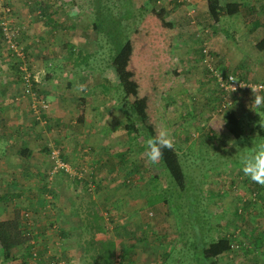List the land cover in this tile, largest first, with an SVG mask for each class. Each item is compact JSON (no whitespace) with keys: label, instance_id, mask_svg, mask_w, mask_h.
I'll use <instances>...</instances> for the list:
<instances>
[{"label":"rangeland","instance_id":"obj_1","mask_svg":"<svg viewBox=\"0 0 264 264\" xmlns=\"http://www.w3.org/2000/svg\"><path fill=\"white\" fill-rule=\"evenodd\" d=\"M16 1L10 0L12 19L25 27L21 35L22 42L25 43V37L32 35L29 34L30 29L28 30L29 26L26 24H34L37 18L43 17L44 12L37 4L38 0H24L27 5L37 4L32 17H28L24 22ZM58 4V8L62 9L61 12L68 18L66 22L70 27L66 34L69 37L94 36L97 37L96 41L99 44L104 45L100 53L102 55L99 57L95 55L94 58L85 60L73 59L72 64L65 68L68 75L75 72L76 75L69 76L68 79L76 80L77 91H80V85H84L86 90L92 89L90 96H99L98 104L104 105L103 108L98 107V110L90 112L96 115L92 124L96 123L94 126L97 134L102 135L104 131L102 139L99 137L101 139L99 142L111 134V129L108 134L106 130L112 126L116 130L112 135L114 139L111 142L108 140L104 153L111 152L113 148L123 152L125 158L122 162L127 165L124 167L119 162L117 170L108 174L110 178H106V181L103 179V183L99 184V181L92 178L91 166L82 165V159L89 160L86 156H92V151L83 155L77 165L67 162L73 171L78 173L77 179L83 178L82 180L87 181L86 186L65 173L62 184L70 185L61 187L63 191L58 192L57 203L47 202L45 204L47 209L41 207L40 201L35 202L32 196L31 202L22 204L0 203V213L5 209L4 212L12 219L16 216L22 218L23 215L22 223L28 221L26 226L35 227L28 230L25 238L28 245L34 248L33 251L37 248L45 251L43 261L35 260L33 264L36 262L88 264V258L82 255L83 240H86L88 235L79 238L78 233H72L70 228L74 223L80 226L85 224L88 213L94 209L98 214H102V223L105 227V232L97 237L114 243L113 264H196L195 257L190 258L194 250L191 245L195 239L199 245L198 235L201 232L204 233L202 236L204 235L207 242L216 237L218 239L221 233L222 239L230 240L231 245L233 242L234 245L237 243L240 245L238 248L232 247L230 254L223 257L220 264H252V260L255 264H264V243L257 245L256 235L246 239L250 234L244 236V229L241 233L238 229L236 231L233 229L236 217H239L235 214V209L239 215L248 216L250 215L248 210L258 205L245 208L242 204L244 201L252 202L253 192L258 191L254 185L249 188L246 184H241L243 181L252 182L244 176L240 165L241 156L253 147L248 141L251 133L246 129L245 134L236 139L230 134L226 124L228 112L238 108V105L245 108L249 100H254V96L246 91L232 94L223 92L211 71L212 68L225 74H236L240 78L241 73L244 75L245 66L231 63L232 60L236 62L232 54L235 55L241 49L239 42H236L238 38L235 33L245 32L246 29L245 21L241 22L238 17L229 16L235 10L234 4H231L230 0H220L218 5L221 12L219 9L213 11L208 7L209 10L206 9L208 17L211 16L214 20L211 24L199 16L200 9L193 0H102L100 5L102 12L108 16L99 19L111 21L104 25L106 29L102 28L105 32L93 30L92 33L87 31L91 29L94 17H98L95 16L99 7L97 0H60ZM169 8H172V13L178 9L185 11L179 14L178 21L175 22L171 18ZM227 9L232 11L227 12ZM173 22L175 23L171 24ZM176 23L181 26H176ZM261 28L263 29L262 26ZM113 34L116 39L113 38ZM187 35L194 40L186 39L184 36ZM115 40L120 46L124 43L126 45L118 60L125 62L124 69L123 66L120 69L108 64L113 63L110 57L111 54L115 55ZM32 41L40 44L36 34L33 35ZM60 41L57 40L56 43ZM247 41L251 44L247 45V50L251 53L255 39L248 37ZM3 44L4 42L0 41V65H5L4 68L7 69L0 67V80L11 81L5 76L12 75L17 86L19 74L17 68L16 73L13 72L11 64L14 65V60ZM92 46L90 49L93 50ZM72 48L76 52L83 49L77 43L72 45ZM80 54L85 56L84 53ZM29 55L33 62L31 51ZM258 58L259 60H256L262 62L261 52L258 53ZM73 62H77L78 66L73 65ZM90 68L93 70L87 74L86 71ZM236 68L242 69L241 72ZM78 77L81 80H78ZM111 84H121L123 90L128 92L129 99L136 104L143 118L147 129L145 132L151 136L160 130H167L170 133L174 140L173 148L178 152L186 174L184 192L179 191L178 194L170 184H167L160 164L153 165L147 162L146 149L141 151L145 143L141 136V126H138L137 140H129L127 135H124L126 125L124 116L126 108L122 101L124 93L120 97L121 101L111 93L108 95L109 100L106 101L104 98L101 100L100 92L104 90L103 87H109ZM85 89L80 91L84 95ZM92 92L94 94H91ZM15 96L13 95L12 101ZM236 99L241 101L235 103ZM222 100L235 105L226 111L227 109L222 106ZM14 103L21 106L25 118L22 126L27 129L34 120L30 112H27L29 105L27 102ZM95 110L98 111V115ZM107 115L111 117H106ZM107 118L109 119L106 122ZM103 126L106 128L103 129ZM41 137L35 136L37 142H43ZM230 141L235 143L230 145ZM49 147L52 148V152L50 155L45 152V155L51 170L55 165L53 151H57V148L59 150V144L51 143ZM118 156L112 153L104 163L114 166L113 161L117 162ZM81 167L86 169V173H82ZM92 167L95 169L94 165ZM49 173L45 184L53 186L58 182L56 178L60 174H54V169ZM155 176L161 181L157 180V183H154ZM74 180L78 181L76 185ZM235 184L238 189L234 193L232 188ZM164 185L171 189L170 192L162 188ZM37 189L40 194L42 187ZM37 189L34 191L30 189L31 194H37ZM261 192L259 191L260 197ZM17 205H21L19 209L16 208ZM57 216L60 221L57 220ZM62 230L65 235H61ZM42 233L45 235L42 236ZM244 243L246 245H243ZM52 256L56 260H51ZM231 260L235 262L230 263Z\"/></svg>","mask_w":264,"mask_h":264},{"label":"crops","instance_id":"obj_2","mask_svg":"<svg viewBox=\"0 0 264 264\" xmlns=\"http://www.w3.org/2000/svg\"><path fill=\"white\" fill-rule=\"evenodd\" d=\"M23 1L24 0L16 1V5L21 13L20 16L22 21L25 22L28 20V17H32L37 4H39V7H42L44 12L42 18L36 17L38 21L36 20L34 24H26L29 26L28 30L30 29L29 34L32 35L29 37H27V35V38L25 37V44L27 45L28 50L31 51V56L33 58L32 64L35 67V70L43 72L47 76L46 85L43 87L45 90H43V92L50 103V110L46 115V124H39L32 119V124L25 129V126H22L25 121L22 108L14 103L15 100L12 101L13 95L20 91L19 82L16 81L18 82L16 86L12 75L5 76L11 81L5 79L3 82L2 79L0 80V203L18 204L19 202L22 204L31 202L30 197L32 196L34 197L35 202L40 201L39 203H44V206H46L45 204L47 202L54 201L57 203L58 192H62L63 190L61 187L65 186L62 184L65 180V174H60L56 178V181L58 182H56L55 185L49 186L45 184L47 182V174L50 171V165H48L45 152L46 147H49L51 143L59 144V146L63 148V152L68 159V162L74 165H77L82 159L83 150L91 147L93 155L86 156L89 160L85 161L82 159V165L91 166L93 169L91 174L92 178L99 181V184H102V181L104 180L106 181V178H110V175L108 174L117 170L116 167L121 159L119 158L117 162L113 161L114 166H109V163H107V165L104 163L105 159H107L110 154L113 153L117 156V153L119 152V150L113 148L111 152L104 153L106 150L104 149L105 145L108 143V140L111 142L114 139L112 135L116 130L112 126L107 127L106 134H108L110 129L112 131L111 134L109 133L101 142H99L102 139V135H104V131L102 132V135L97 134L94 126L96 123L92 124L95 121L94 117H96V115L90 113L95 107H97L99 96H90L88 89L86 90L85 95L80 92L81 90L77 91L75 87L76 80L73 81L68 79L69 76H75V72L68 75L66 71L67 68H65L68 67V64H72L73 59L84 57L94 58L95 55L99 57V55H102L100 53H102L104 45L102 43L99 44V42L96 41L97 37L94 36L89 38L84 36L78 38L77 35H75V37H69L66 34V30H68L70 25L66 22L68 19L67 16L61 12L62 9L60 10V8H58L60 0H38V3L33 5H27ZM193 2L200 9L199 16L213 24L214 20L211 16L208 17L207 14L210 0H193ZM230 3L234 4L233 8L235 10L229 16L238 17L242 20L241 22L245 21L244 23L246 25L245 32L235 33L237 34L236 38H238V40L236 39V42H239L240 46H238L241 47V49H239L235 55L232 54V57H234L233 59H235L236 62L232 60L231 63L245 66L243 68L244 75L241 73L242 79L253 80L255 82L264 81V0H230ZM221 6L223 5L221 4ZM206 9L208 10L206 11ZM184 11V9H178L175 13H172V8H169L171 18H173L175 22L178 21L179 14ZM95 16H97V14H95ZM175 22L171 24H174ZM93 23L91 29L87 32L92 33V31L95 30ZM176 26L180 27L181 25L176 23ZM34 34H36L37 39L40 40V44L32 41ZM184 37L188 40H194L190 35ZM248 37H254L255 39L254 43L252 41L254 47L251 48V53L247 50V45L250 44L247 41ZM258 38H260V40H258ZM57 40L61 41L56 43ZM0 41L3 43L2 38H0ZM75 43L80 45L83 49H79L78 52L73 50L72 45ZM91 45H93V50L90 49ZM70 51L74 54V56L72 55L73 57L70 56ZM255 51L262 53V62L257 61L259 58L258 53ZM80 53H84L85 56H81ZM8 63L10 64L9 61ZM232 64L231 67L234 69ZM11 65L13 72L16 73V66L13 64ZM73 65L78 66L77 62H73ZM0 67L1 69H7L4 68L5 65H0ZM109 68H107V71ZM236 69L240 72L242 70L239 68ZM229 70L228 72H230ZM77 76L80 75L77 74ZM77 79L79 80L80 77ZM103 98V95H101V100ZM240 101L241 100L236 99L235 103ZM248 102L247 106L244 105L245 108L242 105H238V108H235V112L237 113L238 118L244 120V129H247L251 133V136H248V141L254 146L258 143L264 142V126H261L260 123L261 120H264V109H256L255 106L252 105L253 100H249ZM256 111L259 114H257ZM95 112L98 115V111L95 110ZM106 117L110 118L111 115H107ZM109 118L105 121L107 122ZM80 119H82V121H80ZM105 128L106 127L103 126V129ZM253 133L255 135H252ZM124 135L126 136V132ZM35 136H42L41 138L43 139V142H37ZM100 136L101 139L99 138ZM40 144L42 145L41 147ZM82 145L83 148H81ZM28 150L32 152V155H29ZM93 165L95 169L92 167ZM241 184H246L248 187L253 185L256 186L258 191H262L260 198L264 200V187L262 188L259 184L252 182L246 183L245 181ZM69 185L70 184H67V186ZM40 187H42V190L39 194L37 188ZM30 189L32 191L37 189V194H31ZM93 198L96 199L97 197ZM239 202H237V205H239ZM244 204L247 208H251V205H253L250 203ZM17 206L18 207L16 208L19 209L21 205ZM44 206L41 207L43 208ZM4 211L5 209H2V212L0 213V220L10 219L11 216H7V213ZM248 212H250V217L247 219L243 216L236 217L237 220L234 223L233 229L235 231L238 228H240L241 231L244 229V236L250 234L246 239L253 238L256 235L257 239H255V244L260 245L262 242L264 243V232L261 230V226L264 225V211L262 208L255 205L253 208L249 209ZM57 220L60 221L61 219L57 216ZM74 225L75 223L72 224V227L70 228L72 230L70 231L75 234L79 233L81 226ZM220 234L221 233L218 235V239H222ZM215 239H217V237ZM234 262L235 260H231L230 263ZM7 264H23V262L11 261ZM252 264H255L253 260Z\"/></svg>","mask_w":264,"mask_h":264},{"label":"trees","instance_id":"obj_3","mask_svg":"<svg viewBox=\"0 0 264 264\" xmlns=\"http://www.w3.org/2000/svg\"><path fill=\"white\" fill-rule=\"evenodd\" d=\"M101 1L102 0H97V5H99V7L96 9V14L98 17L94 18L93 24L95 27L94 28L95 31L105 32L102 28L106 29L104 27V25L107 22H110L111 20L108 21V20L99 19V17L108 16L107 14H104L102 12V6H100ZM219 1L220 0H210L209 8L213 11H217L220 7L218 5ZM219 10L221 12V8ZM228 11H232V9L231 10L227 9V12ZM232 13L233 12H231V14ZM112 36H113V38L116 39L115 34H113ZM0 38H1V35H0ZM116 42H117V40H115V47H114L115 48V55L111 54V57H110V60H112L113 63H108V64H109V66H110V64L111 65L113 64L114 66H116L120 69L123 66L122 69H124V65H125L124 63L125 62L123 61L124 62L123 63L121 60L120 61H118V60L120 59V56H122V53H123L124 49L126 48V45L124 43L122 46H120V43H116ZM70 54H71L70 55L71 57H72V55H74L71 51H70ZM125 56H126V53L124 54V57ZM82 59L85 60L87 58L84 57ZM92 70H93V68H90L88 71H86L87 74L90 73ZM46 77L47 76H45V78ZM122 82H123V80H122ZM108 86L109 87L105 86L106 88L103 87L104 90L100 92V93H102L101 95H103V97L107 101L110 99L108 95H110V93H111V94H114L115 97H117L116 99L118 101H121L122 99L120 97H121L122 93H124L122 101H123L125 108H126V110L124 112V116H125V120H126V125H125L124 129H125L126 135L129 138V140H137L139 137L138 136V133H139L138 132L139 131L138 126H141V131L143 132V133L141 132V136L143 137V140H145V143H144L141 151L143 149H146V140L151 135L147 131L145 132L146 127L144 126L143 118L140 115V113L138 112L136 104L131 102V100L128 97V95H129L128 92L123 90V85L111 84ZM43 90H45V89L40 88L39 92L44 94ZM88 90L90 93V90H92V89H88ZM91 94H94V93L92 92ZM222 101H223V103H226V107H224L227 109L226 111H228V109H232V107L235 105V104L234 105H232V104L228 105L227 102H225L224 100H222ZM103 106L104 105L100 106L98 104L97 107H95V109L98 110V107L103 108ZM230 106H231V108H229ZM49 110L47 112L44 111L41 114L42 115L41 120H36L34 115H33V113H34L33 110L31 109L30 106L28 107V112H30V114L34 118L35 122H37L39 124H46L47 123L46 115L49 112ZM226 111H224V113ZM80 121H82V119H80ZM244 123L245 122L243 119L238 118V115L235 112V109L230 110L228 112L227 120H226L228 131L236 139H240L241 136L244 135V130H245L244 129ZM84 146H86V145H84ZM87 147H89V146H87ZM47 148H48V151H47ZM81 148H83V145L81 146ZM57 150H58V148H57ZM58 151H59L60 159L63 162L67 163L68 159L65 157V154L63 152V148H61V146H59ZM28 152H29V155H32V152L30 150H28ZM51 152H52V148L46 147L47 155H50ZM60 152L62 154H60ZM90 152H92L91 147H89V149H84L82 156L86 155L87 153L89 154ZM118 155H120V156H118ZM121 155H123V156H121ZM117 156L119 158L123 157V158H120L121 159L120 164L125 167L127 165V163L125 164V162H122V160L125 158L124 153L118 152ZM158 164L161 165L160 167L162 168V174L165 177V179L167 180V184H170L178 192V194H179V191L184 192L186 190V177H185L186 174L183 170V166L181 164V161L179 159V154L176 151V149H174V148L171 150L165 149L163 158L158 162ZM230 167L231 166L229 165V168ZM52 169L53 168H51V170ZM82 169H83V172L82 171L81 172L83 174H84V172L86 173V169L85 168H82ZM139 169L140 168H137V170H139ZM165 172H166V174H165ZM167 172L170 173L169 174L170 177L168 176ZM49 174H47V176ZM57 174H65V172L63 170H61ZM88 175L90 176V172H88ZM77 178H78V176L73 177V179H77ZM82 179H77V180H80V182H83V184H85V186H86L87 181H84ZM77 180H74L75 185L78 182ZM153 180H154V183H157V180L161 181V179L158 178V176H155ZM162 188L167 189L169 192L171 190L168 186H165V185L162 186ZM232 189L234 190V193H235V191L238 189L237 184H235ZM189 197L192 198L191 196H189ZM151 203H152V201L150 199L149 204H151ZM42 206H44V203L42 204ZM44 208L47 209L46 206H44ZM235 214L237 216H240L237 211L235 212ZM21 220H24L23 215H22V218L16 216L12 220H10V219L0 220V249H1L0 264H7V263H10L11 261H19V262H23V264H27V263L33 264L35 260L43 261V258H44L43 252L45 250H43L42 248H37L36 251H33L34 248L32 249V247L30 245H28V240H27V238H25L28 230L34 229L35 227H32V226L28 227V226H26L28 224V221H26L25 223H22ZM86 220H87V222L85 224H82V226L80 228V232L78 233L79 238H82V237L85 238V236L88 235V238H86V240H83L84 241V247H83L84 250H83L82 255L84 256V258L85 257L88 258V264H113L114 243L109 241V240H106V239L103 240V239L97 237L99 234L105 232V227L102 223V215L98 214L97 211L94 209L88 213ZM238 231H240V233H241L240 228H238ZM83 233H85V234L83 235ZM202 234H204V233L201 232V234L198 235L199 245H198L196 239H195V242L192 243L191 246H192V249H194L193 250L194 254L192 253L190 258L195 257L196 262H194V263H196V264H220L221 259L230 254V251H231L232 246L234 245V242L231 245L232 242L230 240L221 239V238L217 239V240H215V239L211 240L210 239V241L207 242L204 235L202 236ZM44 235L45 234L42 233V236H44ZM61 235H65L64 230L61 231ZM228 238H229V236H228ZM232 241H234V239H232ZM51 260H56V258L52 256ZM36 264H38V262H36Z\"/></svg>","mask_w":264,"mask_h":264},{"label":"built area","instance_id":"obj_4","mask_svg":"<svg viewBox=\"0 0 264 264\" xmlns=\"http://www.w3.org/2000/svg\"><path fill=\"white\" fill-rule=\"evenodd\" d=\"M11 4L10 0H0V35L5 46L10 51L12 60H14V64L16 65L19 74L18 79L20 83V91L15 94L16 96L14 100L17 103L27 102L34 112L33 115L35 119L41 120V114L50 109V103L47 97L39 92L40 88H43L44 85H46V74L39 71L35 72L36 70L33 69L27 45H25L21 39L25 27L18 25L17 21L12 19ZM205 49L204 52L207 53V50ZM211 71L219 88L228 94L246 91L253 95L250 87L264 84V82H253L242 79L236 74H225L218 70L214 71L212 68ZM261 94L264 95V91H262ZM227 104L230 105L229 102H227ZM222 106L223 108L226 107V103H223ZM53 159L55 160V165L53 166L54 174L63 170L66 174H69L72 177L78 176V173L73 171L71 166L60 159L58 150L53 151ZM252 197L253 201L257 200V195L255 193Z\"/></svg>","mask_w":264,"mask_h":264},{"label":"clouds","instance_id":"obj_5","mask_svg":"<svg viewBox=\"0 0 264 264\" xmlns=\"http://www.w3.org/2000/svg\"><path fill=\"white\" fill-rule=\"evenodd\" d=\"M243 87V86H241ZM85 86L80 85L79 90H84ZM251 91L254 96V100L252 102V105L255 106L256 109H264V95L261 94L262 91H264V84L260 85H254L251 86ZM235 90V89H234ZM223 105V104H222ZM257 112V111H256ZM257 114H259L257 112ZM261 126H264V120L260 121ZM220 128V127H219ZM234 141H230V145L234 144ZM174 147V140L171 137L170 133L167 130H160L158 131L154 136H150L146 140V158L147 162L151 164H157L164 155L165 149H173ZM240 165L241 170L245 177L250 179L253 183L259 184L264 187V142L258 143L254 145L250 150L240 158ZM257 195L256 201H244V203H253L258 204L260 208L264 211V200H262L259 196V191H254L253 194ZM243 203V204H244ZM244 207L245 204H244ZM241 212V210H239ZM244 216V215H240ZM246 219L250 217L244 216ZM262 232H264V225L261 226ZM243 245H246L244 243ZM232 247H240V245L237 243L233 245Z\"/></svg>","mask_w":264,"mask_h":264}]
</instances>
